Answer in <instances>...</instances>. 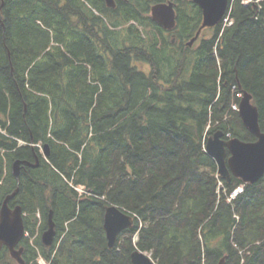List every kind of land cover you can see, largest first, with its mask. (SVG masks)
Wrapping results in <instances>:
<instances>
[{
    "label": "trees",
    "instance_id": "obj_1",
    "mask_svg": "<svg viewBox=\"0 0 264 264\" xmlns=\"http://www.w3.org/2000/svg\"><path fill=\"white\" fill-rule=\"evenodd\" d=\"M169 1L173 32L151 16ZM229 1L234 24L189 47L203 19L190 0H0V208L19 188L26 264H131L136 248L157 264H264V177L228 202L243 182L219 188L204 150L216 130L255 141L232 108L244 91L264 133V0ZM110 205L135 217L113 249Z\"/></svg>",
    "mask_w": 264,
    "mask_h": 264
},
{
    "label": "water",
    "instance_id": "obj_2",
    "mask_svg": "<svg viewBox=\"0 0 264 264\" xmlns=\"http://www.w3.org/2000/svg\"><path fill=\"white\" fill-rule=\"evenodd\" d=\"M202 13L203 20L196 37L189 46L199 38L206 28H215L223 20L229 6V0H191ZM109 8L115 7L114 0H105ZM152 17L166 30H173L176 26L175 4L169 2L160 4L152 9ZM253 96L244 92L239 104V116L245 129L252 134L255 142H243L239 139L224 140L222 131L216 132L206 144V153L215 161L218 174L223 179L230 181L231 175L241 179L246 184H255L264 176V133L260 129L259 110L252 104ZM227 153L230 157L227 158ZM45 155L49 156L48 147H45ZM22 165L36 167L29 162L16 160L13 163V174L18 179ZM18 190L8 195L0 210V251L6 247L11 257L18 264H25L23 259L24 249H18L25 235L24 214L20 206L10 208V202L16 197ZM51 211L47 219V229L42 234V243L46 247H52L56 237V224ZM134 227V219L116 206H109L104 218V230L108 247L113 249L122 232ZM131 264H154L148 257L139 251H134L130 256Z\"/></svg>",
    "mask_w": 264,
    "mask_h": 264
},
{
    "label": "rangeland",
    "instance_id": "obj_3",
    "mask_svg": "<svg viewBox=\"0 0 264 264\" xmlns=\"http://www.w3.org/2000/svg\"><path fill=\"white\" fill-rule=\"evenodd\" d=\"M214 33L213 29H206L204 30L203 34H202V38H210ZM197 46L199 45V42H197L196 44Z\"/></svg>",
    "mask_w": 264,
    "mask_h": 264
}]
</instances>
